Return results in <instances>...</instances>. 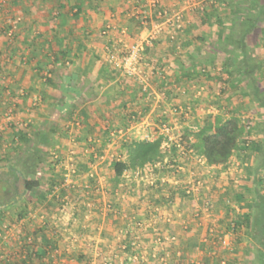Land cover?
I'll use <instances>...</instances> for the list:
<instances>
[{"label": "crops", "instance_id": "obj_1", "mask_svg": "<svg viewBox=\"0 0 264 264\" xmlns=\"http://www.w3.org/2000/svg\"><path fill=\"white\" fill-rule=\"evenodd\" d=\"M210 1L213 5L207 13L211 14V18L207 22L202 20L214 38V40L210 39L213 44L209 43L214 49L210 51V56L199 60L191 53L195 51L197 55L202 50L201 38L197 36L199 33L194 32L193 36L184 39L185 42L179 49L178 38L176 39L171 31L147 47L146 61H153L157 66H168L172 86L178 85L179 81L185 79H188L187 82L198 80L200 83H206V87L207 85L218 86L217 77L220 80H228V90L231 92H225L224 103L228 107L235 106L232 95L235 93L236 96L243 95L244 85L248 81L245 79L234 92L230 83L237 72L225 75L216 74L212 70L218 64L223 65L231 55L235 57V53L231 52L234 46L226 44L219 38V34L224 31L226 35H230L233 29L234 37L239 39L241 30L249 25L248 18L253 14H261L263 19L259 24L264 25V0ZM149 2L150 0H10L7 11L2 13L0 113L6 105L15 102L16 125L26 124L31 128L34 136L39 134L35 136L38 137L37 139H40L44 132H48L49 136L46 135L45 140L42 138L44 141L41 140L40 145L42 147L43 143L50 145L43 147V150L49 151L48 154L54 148L61 151V155L69 156V153L65 154L66 142H69V131L67 128L66 131L63 130L64 126H72V129L75 127L74 132L80 142L76 151L73 149L75 157L79 158L76 163L79 178L71 184H54L47 189L40 183L39 188L46 196L44 200L28 201L24 197L19 200L15 208V211L18 210L19 213L26 211L21 218H18L16 214L15 220L14 215L1 217V231L6 228L8 233V239L3 242L5 246L0 248L2 264H26L22 260L26 254L24 248L26 238L36 234L43 226L40 216L36 214L38 210L43 211L50 221L59 219L58 224L52 228L47 227L44 234L37 233V247L39 250L46 251L43 264H82L85 259L91 260L93 264H102L100 257L112 253L121 242L119 229L125 224V215L137 214L138 217L148 215L150 208L148 192L136 186L131 190L132 192L128 191L131 194L127 197L115 194L123 173L119 176L114 173L112 168L114 161L111 154L122 152L121 143L124 137L134 139L131 134H138L142 127H148L149 105L141 93L140 85L124 77L121 71L107 59V50L113 45H128L137 35L141 39L146 37L148 28L141 26V22L134 19L133 13L148 11L153 17L155 10ZM160 3L169 7L170 10L184 9V0H160ZM7 17H11L12 21L4 25L6 28L11 25L10 33L5 31L6 28L1 23V21L5 22ZM246 42L247 48L253 51L252 58L262 60L264 38L261 37L259 43L247 37ZM220 46H223L224 52L222 47L218 49ZM259 48L263 50L259 52ZM236 52H242L241 48L236 49ZM201 60L209 69L204 76H201L202 73L198 69L200 66L196 64ZM254 75L264 89V71H257ZM202 77L210 78V80ZM46 79L54 80L57 86H52ZM155 81L159 83L158 86H162L158 78ZM247 87L248 92L253 90L248 83ZM243 101L244 98H241L240 102ZM70 112L79 119L78 127L64 121V115L70 116ZM134 116L138 118V121ZM48 124L64 128L61 131L58 129L46 131L41 125ZM258 126L257 123L252 126L254 134L258 132L255 139L263 140V137L259 135ZM119 130H124L123 135H120ZM107 132L110 139L113 137L118 141L116 140V145H112L111 149L109 146L114 143L104 147L107 153L106 158L99 167L94 168L95 175L100 181L99 190L92 195H87L84 182L93 168L87 165L90 163L89 159H92V153L88 148L89 140L92 137L104 138ZM37 146L38 144H35L34 147L37 148ZM112 149L116 152H111ZM42 153L44 154L43 151ZM8 155L10 154L3 155L0 152L2 163L3 159L9 157ZM236 156L243 158L238 153ZM246 156L248 162L242 167L243 177L240 184H236L234 178L226 173L216 178L217 188L222 194L230 195L238 201L235 194L245 193V200L238 201L244 206L242 213L238 215L241 218L249 213L245 204L253 201L251 191L254 188L255 179L253 155ZM84 159L88 161L84 171H81L83 173L80 174L78 162L82 163ZM65 166L66 164L63 169L66 168ZM5 167L0 165V170ZM142 167L145 165L132 167L129 171ZM219 168L221 170L222 167ZM262 172H264V166L261 168ZM260 188L264 194V184L260 185ZM25 190L24 186L23 191ZM105 201L113 202L118 208V213L106 211L103 207ZM90 202L92 206L89 205ZM160 225L167 236L176 238L174 248L182 250L181 256L173 253L169 258V264H189L192 260L220 264L219 258L215 259L209 255V245L202 241L198 230L183 232L179 223L167 225L160 223ZM71 234H79L76 242L70 240ZM144 239L149 254L152 252V236L147 234ZM249 244H254L251 229L243 227L234 237L233 250L226 254V264H247L246 260L248 264H257L253 257L254 253L251 255V258H254L252 261L249 262L247 258ZM52 248H58L60 254L51 256ZM252 249L257 253L256 246ZM113 264L133 263L126 257H119L114 259ZM139 264L154 263L148 261Z\"/></svg>", "mask_w": 264, "mask_h": 264}, {"label": "built area", "instance_id": "obj_2", "mask_svg": "<svg viewBox=\"0 0 264 264\" xmlns=\"http://www.w3.org/2000/svg\"><path fill=\"white\" fill-rule=\"evenodd\" d=\"M10 0H0V20L3 12L9 7ZM151 5L155 8L156 21L149 22L145 11H135L133 16L141 19V24L153 25L147 36L143 39L134 41L125 53L119 54L113 46H109L107 50V59L117 67L124 77H128L136 81L141 92L148 100L151 110L148 112V133L135 137V140H149L161 138L160 157L152 159L145 167L136 169L134 172L125 170L123 177L118 183L115 194L120 197H126L128 190L134 187H140L143 191L148 192V202L150 204L149 214L145 217H133V215H125V224L120 227L119 234L122 239L116 249L110 254L101 256L102 264H113L114 259L126 257L131 263H146L149 259L159 260L160 264H169V258L176 253L182 255V250L175 249L176 238L169 237L160 225L162 222L179 223L183 232L193 229L200 230L201 239L208 243V253L211 257L219 258L220 264H226V254L230 253L233 248V240L239 231L237 218L244 206L240 204L230 195H225L217 188V176L226 173L233 177L236 184L241 183L242 167L248 162V147L255 140L252 129V120L250 115H240L245 124L247 132L243 136L245 142V150L242 151L241 157L235 155L231 157L225 166L209 164L205 156L200 154L195 148L196 133H198L205 125L207 119L214 120L217 115L229 116L227 108L223 104L211 103V98L204 85H200L195 80L190 81L192 98L189 101H172L167 102L171 93L175 90L185 93L187 90L176 84L173 86L169 79L168 66H157L153 61H146L147 47L155 43L157 36L171 26H182V10H170L160 4V0H150ZM195 8L205 10V7L198 2L190 3ZM11 17H7L3 24H10ZM4 27V26H3ZM10 26H7V33H10ZM0 60V70H1ZM212 70L218 73H224L222 67H214ZM209 70L202 66L201 73H207ZM158 78L162 82V86L157 89L153 81ZM222 90H220L221 92ZM218 93L219 95L221 93ZM204 100V101H203ZM203 101V102H202ZM164 103H166L164 105ZM37 105V101H35ZM153 108V110H152ZM162 108H164L162 110ZM159 113L155 115L154 110ZM16 104L12 102L4 111V119L6 123L15 124ZM155 110V111H156ZM134 118H136L134 116ZM75 126L80 125V121L75 114L71 116V122ZM26 124H22V127ZM154 126V130L150 129ZM18 133V132H17ZM17 133L10 138L6 146L12 144L14 140H18ZM123 135L124 131L119 130ZM4 137L0 135V141ZM127 140L123 138L122 142ZM70 143L75 146L79 144V140L70 136ZM90 145L96 142L91 138ZM114 143L113 137L109 143ZM94 152V147L90 149ZM53 158L57 163V167H62L61 153L54 150ZM107 153H98L95 155L97 163L100 164L106 158ZM113 161L124 160L123 153L111 154ZM124 158V159H123ZM77 158L72 149L67 157L65 173L63 176V185L71 184L77 179L78 167ZM87 174V180L84 182V189L87 195H92L99 190L100 181L95 175L96 165ZM222 167L221 170H219ZM241 169V170H240ZM92 181V182H91ZM221 199V200H220ZM92 206V202L89 203ZM104 209L118 213V208L113 202L105 201ZM42 225L52 228L57 225L59 219L50 221L47 215H40ZM150 232L154 244L158 245L160 250L156 251V247L152 248L151 255L148 256L143 235ZM79 234H71L70 240L76 242ZM30 236L26 238V242H30ZM155 245V246H156ZM60 254L58 248L50 250L51 256ZM82 264H93L89 259H85ZM189 264H208L204 260H192Z\"/></svg>", "mask_w": 264, "mask_h": 264}, {"label": "trees", "instance_id": "obj_3", "mask_svg": "<svg viewBox=\"0 0 264 264\" xmlns=\"http://www.w3.org/2000/svg\"><path fill=\"white\" fill-rule=\"evenodd\" d=\"M203 14V21L207 22L211 18V14L207 13V11H204ZM262 19L261 14L249 16V25H246L241 30L239 39H236L232 35H226L224 31H221L219 38L225 41L226 44L234 46L231 52L235 53V57H232L233 55L228 57L222 66L224 73L228 75L237 72L230 83L232 90L235 92L246 79L250 88L253 89L251 92L255 96V101L264 109V89L261 87V82L254 75L257 71H264V58L262 60L252 58L253 51L247 48L246 42L247 37L252 38L253 41L258 36L264 38V25L259 24ZM238 48H241L242 52L237 53L236 49ZM47 80L52 86H57L54 80ZM228 112L229 116L225 117L220 114L214 120L207 119L204 127L196 133L194 146L200 154L205 156L209 164L225 166L233 155L236 153L241 155L242 151L246 148L243 136L247 130L241 119L240 109L235 107L232 110L229 109ZM258 131L264 134V122L258 126ZM46 135L49 136L48 132H44L40 140L45 138ZM17 136L18 140H14L10 146V149L13 148V159L8 161V165H5L6 167L3 169V175L6 179L5 185L2 188L3 193L0 197V219L7 209L16 206L19 200L24 197L28 201L38 202L44 200L46 197L39 188L40 182L30 180L29 178L43 158L42 151L39 146L37 148L34 147L36 144L33 139L34 135L28 126L22 127L18 131ZM109 141L110 136L107 132L98 148L102 147L103 149ZM161 141L160 137L152 141L135 139L123 141L121 143V151L125 159L113 162L112 168L114 173L119 176L125 170L131 171L132 167L144 166L150 160L160 157ZM248 150L249 156L251 154L260 156V164L255 169L254 188L251 191L253 193V201L252 203L245 204L249 213L245 214L243 218L238 217L237 224L239 230L243 229V227L251 229L252 239L257 249V264H264V194L260 188V185L264 184V176H261V168L264 166V136L263 140H253ZM21 178L25 180V191L21 190L20 185L18 186V183H21ZM245 196L243 192L235 194L239 202L245 200ZM25 212H16L15 214L18 218H21ZM46 229L47 227L43 225L36 234L30 235L32 240L26 242L24 245L26 249V254L22 258L24 263L43 264V257L46 255V251L39 250L37 247V233L44 234ZM44 243L46 244V242Z\"/></svg>", "mask_w": 264, "mask_h": 264}, {"label": "rangeland", "instance_id": "obj_4", "mask_svg": "<svg viewBox=\"0 0 264 264\" xmlns=\"http://www.w3.org/2000/svg\"><path fill=\"white\" fill-rule=\"evenodd\" d=\"M192 2H198V3H200L201 5H203L204 7H205V10L204 11H208L210 8H211V6L213 5V3L210 1V0H184V9H177V10H182V26H181V28H178L177 27V25H174V26H171V28H168V29H166L165 31H163L159 36H157V39L155 40V41H158L159 40V38H161V37H163V35L166 33H170L171 31H172V33H173V35H175V38L177 39V41H178V43H179V49L181 48V46H183V43L185 42V40L184 39H186V38H188L189 36H191L194 32H197V33H199V34H197V36L198 37H200L201 39H200V42H201V44H202V50H200L199 51V54H197L196 55V52L195 51H191V53L193 54V55H195V57H197L199 60L200 59H205V58H207L208 56H210L209 55V53H211L210 51H212V50H214L212 47H210V45H212L213 43H212V41L210 40V39H213L214 40V38H212V36H211V32L209 31V28H208V26H204V24H206V23H203L202 22V20L204 19V14H203V10H201L200 8L198 9V8H195V7H193V6H191L192 8H190V6H188V5H190V3H192ZM150 3V2H149ZM151 4V3H150ZM161 4V3H160ZM164 6V5H163ZM151 7L152 8H154L152 5H151ZM164 7H166V8H169V7H167V6H164ZM140 8V7H139ZM145 10V8H141V10ZM154 10H155V8H154ZM145 13H146V15L148 16V20H149V22H154V21H156V19H157V17H156V15H153V17L151 16V15H149V12L148 11H145ZM134 17V19L135 20H138L139 22L140 21H142L141 19H137L135 16H133ZM1 23L3 24L4 23V21H1ZM192 24H194V25H192ZM3 26L5 27L6 25H4L3 24ZM141 26H144V27H146V28H148V33H149V31L153 28V25H144V24H142ZM10 27H11V25H10ZM6 28V27H5ZM4 28V29H5ZM7 30V28L5 29V31ZM235 30V29H234ZM235 32V31H234ZM234 32H233V29H231V34L230 35H232V36H234ZM135 35V34H134ZM176 35H178V37L176 36ZM147 36V35H146ZM193 36V35H192ZM136 38H135V40L134 41H136V40H140L141 38H139V35H137V36H135ZM194 38V40H196L195 39V36L193 37ZM198 40V39H197ZM254 40H257V42H259L260 43V40H261V37L260 36H258V37H256V38H254ZM134 41H132L130 44L128 43V45L126 44V45H123V46H114L113 45V47L116 49V51L119 53V54H123V53H125L126 52V50L128 49V47L134 42ZM235 42V41H234ZM209 43H210V45H209ZM222 44V43H221ZM220 44V45H221ZM221 47H222V52H224L225 50L223 49V46H220L218 49H221ZM263 50V48H259V52L260 51H262ZM220 52H221V50H220ZM146 56H147V52H146ZM199 56V57H198ZM198 66H200V68L198 67V69L200 70L201 69V67L202 66H205L206 68H207V65H205L204 63H202V60L200 61V62H197L196 63ZM114 65V64H113ZM223 65L222 64H218L217 66H215V67H222ZM197 67V66H196ZM214 68V67H213ZM212 68V69H213ZM208 69V68H207ZM209 70V69H208ZM216 74H219L218 72L216 73ZM205 75V73H202V75L201 76H204ZM225 75H227V73H225ZM128 78V77H127ZM203 78V77H202ZM216 78V77H215ZM130 81H134L133 79H131V78H128ZM203 79H207V77H204ZM47 80V79H46ZM184 80V79H183ZM207 80H210V78H208ZM215 79H213V81H214ZM217 81H219V85L218 86H211V85H207V87L205 86L206 85V83H200V81H198V80H196V82L197 83H199L200 85H204L205 86V88H206V90L208 91V93H209V95H211V98L209 97V96H207L206 97V99H209V100H205V101H210L211 100V103H215V104H223V105H225L226 106V108H227V110L229 111V109L230 110H232V109H234L235 107H238L239 109H240V115H250V119L252 120V125L253 124H255V123H257V124H261V123H263L264 122V109L263 108H261L258 104H257V102L253 99V98H255V96L253 95V93L252 92H248V87H247V83H245V85H244V94L242 95H240V96H236V93L234 94V95H232L233 96V102H235L236 104H235V106H230L229 105V107L224 103V94H225V92L226 91H229L228 90V88H229V84L227 83L228 82V80H220L219 79V77H217V79H216ZM188 81V79L186 80H184V81H179V84H178V86H180V87H184L185 89H186V86H187V90L185 91V93H183V92H180V91H177V90H175V91H173L172 93H171V95H170V97H169V99H167V102L168 103H170V102H172L173 100L174 101H189L190 100V98H192L191 96H192V91H191V89H190V87H191V85L189 84V82H187ZM134 82H136V81H134ZM137 83V82H136ZM153 84H154V86L157 88V89H159L160 88V86H158V84L156 83V81H155V79H154V81H153ZM248 89V90H247ZM220 90H222L221 92H220ZM221 93L220 95L218 94V93ZM229 92H231V91H229ZM247 92V93H246ZM142 93V92H141ZM143 94V93H142ZM143 96H144V94H143ZM179 96H182V98L180 97L179 98ZM242 96V97H241ZM144 98H145V96H144ZM241 98H244V101L243 102H240V100H241ZM251 98V99H250ZM146 99V98H145ZM146 101L148 102V100L146 99ZM204 101V100H203ZM202 101V102H203ZM11 104V103H10ZM16 104V103H15ZM166 103H164V105H165ZM9 105V104H8ZM8 105H6V107L8 106ZM150 106V105H149ZM148 106V107H149ZM5 107V108H6ZM17 107V106H16ZM164 108H162V110H163ZM151 110V108H149V110H148V112ZM152 110H153V108H152ZM156 110V109H155ZM154 110V112H155V115L157 114V113H159V111L158 110H156L155 111ZM4 111H5V109H3V111L0 113V135H1V137H4V140L3 141H0V152H2L3 153V155L4 154H10V155H8L9 157L8 158H5V159H3L2 161H3V163L1 162V159H0V165H6L7 163H8V161H10V160H12L13 159V153H12V149H10V146H11V144L9 145V146H6V143H8L9 141H10V138L13 136V135H15L18 131H20V129L22 128V126H19V125H21V124H18V125H10V124H8V123H6V120L4 119V116H3V114H4ZM74 112V111H73ZM73 112H70V116H68V114H66V115H64L65 117V119H64V121L65 122H67V123H69V122H71V116L73 115ZM15 114H16V110H15ZM67 117V118H66ZM16 120H17V117L15 118ZM135 120L136 121H138V118L136 117L135 118ZM15 123H17V122H15ZM42 126V128L43 129H45L46 131H48L49 129H58L59 131H61L64 127V129L63 130H65L66 131V128H67V131H69L68 132V137L70 138V136H74V137H76L77 138V135H76V133L74 132V130L76 129L75 127H74V129H72L73 127L72 126H70V127H67V126H64V127H62V128H60V127H54V126H52V125H50V124H48V125H46V126H43V125H41ZM74 126V125H73ZM79 125H77L76 127H78ZM23 127H26V126H23ZM52 127V128H51ZM13 128H15V130H13ZM154 126H150V129L151 130H154ZM148 127L147 126H145L144 128L142 127L141 128V130H140V132L137 134V133H134V134H131L134 138L135 137H139V136H142V135H144V134H146V133H148ZM10 131V132H9ZM72 131V132H71ZM124 131V130H123ZM44 132V131H43ZM46 133V132H45ZM58 133V132H57ZM257 133L258 132H256V135H257ZM42 134V133H41ZM121 135V134H120ZM130 135V134H129ZM256 135L254 134V136L256 137ZM259 135H260V137H263L264 136V134L262 133V132H260L259 131ZM35 136H39V134H35ZM34 136V141H35V143L36 144H38V146H39V148L41 149V151H43L44 152V154L42 153V155H43V158H42V160L38 163V166L36 167V169H34L33 170V172L30 174V180H33V181H38V182H40L42 185H43V187H45L46 189H47V187H49V186H51V185H54V184H62V183H64V180H63V176H64V173H65V171H64V165L65 164H67V162L65 161V158L67 157V156H63V155H61V159L63 160L62 161V167H57L56 165H57V163H56V161H55V159L53 158V155H52V153H53V151L55 150L54 148L51 150V153L50 154H48L47 152H49V151H47V150H43V147L46 145L45 143H43L44 144V146L42 147V146H40L41 144H42V142H40L41 140L40 139H37L38 137H35ZM61 136V135H60ZM92 137V136H91ZM115 137V136H114ZM92 138H94V139H96V142L92 145H89L88 146V148H89V150L90 149H92V146L94 147V152L91 154L92 155V159H89V161H90V163L89 164H87V165H90L91 167L92 166H94V165H96V167H99L101 164H98L97 162L98 161H96V158H95V155L96 154H98V153H103V152H106V149L103 147V149H102V147L99 149L98 147L100 146V140H102L103 138H101V137H92ZM44 140H45V138H43ZM42 139V140H43ZM78 139V138H77ZM114 139V144H111L109 147V149H111V147H112V145L113 146H115L116 145V140L117 139H115V138H113ZM121 138H119V140H120ZM43 140V141H44ZM118 141V140H117ZM39 142H40V144H39ZM79 145H80V142H79V144L78 145H75V146H73L71 143H70V141L67 143L66 142V153L65 154H67V153H70V151L72 150V149H74L75 151H76V149H77V147H79ZM50 146V145H49ZM49 146H47L46 145V147H49ZM67 146H68V148H67ZM106 147V146H105ZM113 148V147H112ZM70 149V150H69ZM105 149V150H104ZM62 150V149H61ZM59 152H61V151H59ZM111 152H116V151H114L113 149L111 150ZM75 153V152H74ZM64 154V155H65ZM253 155V171H255V169L258 167V165L260 164V156H257L256 154H252ZM12 156V157H11ZM76 158H78V157H76ZM79 159V158H78ZM83 160V159H82ZM86 161H88V160H86V159H84V162H82V163H80V162H78V164H79V166H80V174H82L83 172H81V171H84V167H85V165H86ZM58 170L57 172L55 171V170ZM61 169H63V170H61ZM2 173L0 174V197H1V195H2V193H3V190H2V188H3V186L5 185V176L3 175V170L1 169L0 170ZM243 174V173H242ZM79 172H78V174H77V177L76 178H79ZM264 176V172H262L261 173V176ZM242 177H243V175H242ZM21 186V190L24 188V186H25V180L24 179H22L21 178V183H18V186ZM129 191V190H128ZM131 191V190H130ZM132 192V191H131ZM96 193V192H95ZM131 193H129V192H127V195H126V197L128 196V195H130ZM221 200V199H220ZM149 203V202H148ZM252 203V202H251ZM247 207V206H246ZM15 208H17L16 206H13V207H10L9 208V211L7 210L5 213H4V217L5 216H9V217H11V215H14V220L17 218L16 216H15V213L16 212H18V210L17 211H15ZM148 212H149V210H148ZM38 216H40V215H42V214H44L45 215V213L43 212V211H39L38 210V212L36 213ZM149 214V213H148ZM136 215L137 214H133V217H136ZM137 217H138V215H137ZM162 223V222H161ZM163 224V223H162ZM163 225H166L165 223L163 224ZM1 229L2 228H0V248L1 247H4L5 246V244H3V242L5 241V240H7L8 239V233H6V231H7V229L6 228H4L2 231H1ZM199 232H200V230H198ZM151 235L150 234V232L148 231V233H146V234H144L143 236L145 237L146 235ZM152 236V235H151ZM144 237H143V241H145V239H144ZM152 242H153V246H152V248H154V247H156V251H158V250H160V248H159V246L158 245H156V244H154V241H153V239L151 240ZM146 245V244H145ZM156 245V246H155ZM249 246V248H247V251H248V254H247V258H248V260H249V262L250 261H252L254 258L256 259L257 258V253L255 252V250L254 249H252L253 248V246H255V244H253V245H248ZM251 249V250H250ZM151 251H152V249H151ZM161 251V250H160ZM252 253H254V255L252 254ZM256 253V254H255ZM0 255H1V253H0ZM151 255V253H149L148 254V256H150ZM251 255H253V257L251 258ZM148 261H150L151 263H154V264H160L159 263V260H152V259H149ZM246 263L248 264V262H247V260H246ZM0 264H2L1 263V259H0Z\"/></svg>", "mask_w": 264, "mask_h": 264}]
</instances>
